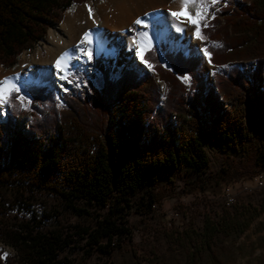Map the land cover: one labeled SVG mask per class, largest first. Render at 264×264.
Wrapping results in <instances>:
<instances>
[{
    "label": "trees",
    "instance_id": "16d2710c",
    "mask_svg": "<svg viewBox=\"0 0 264 264\" xmlns=\"http://www.w3.org/2000/svg\"><path fill=\"white\" fill-rule=\"evenodd\" d=\"M81 1L85 0H0V64H13L21 51L43 37L49 23L61 20L69 4ZM195 9L201 13L196 17L198 36L208 40V61H253L248 72L231 66L226 74L212 72L207 84L199 69L200 55L179 50L158 54L151 45L146 52L149 72L125 67L106 79L99 70L100 87L88 82L84 93L63 94L60 108L51 87L27 85V105L14 91L0 119V187L49 190L75 212L79 209L73 198L108 204V212L93 228L78 231L109 254L130 232L126 195L146 187L151 202H158L159 179L181 167L195 173L185 181L184 191L204 189L196 179L207 164L205 143L235 151L252 145L242 156L226 155L221 171L231 175L227 179L218 174L216 180L222 194L229 183L264 172V0H224L217 9L209 4ZM207 10H212L211 16ZM155 76L166 84L162 98ZM184 76L189 77L187 83ZM6 208L0 202V214ZM259 210L240 205L224 209L215 221L204 216L200 232L184 231L189 247H208L216 232H241ZM0 220V240L13 250L12 255L0 254V264L63 263L59 252L70 236L38 230L39 220Z\"/></svg>",
    "mask_w": 264,
    "mask_h": 264
},
{
    "label": "rangeland",
    "instance_id": "374dc122",
    "mask_svg": "<svg viewBox=\"0 0 264 264\" xmlns=\"http://www.w3.org/2000/svg\"><path fill=\"white\" fill-rule=\"evenodd\" d=\"M100 1L85 0L69 4L62 13L61 20L63 15L64 18L62 22L59 21L61 22L59 25H50L59 22L49 23L48 30L46 28L47 34L45 32L43 37L35 41L30 48L21 51L13 64L9 66L0 64V76L22 72L37 54L41 58L46 57L50 28L62 25L69 10L87 5L95 8ZM223 3L224 0H218L217 3L212 4L209 0L207 4L217 9ZM195 8L189 5L188 10L194 15ZM207 13L211 16L212 10H207ZM175 37L171 35V39L174 40ZM171 39L156 38L151 41V45L157 47L158 54L164 50H179L185 55H200L199 69L204 74L207 84L212 82V72L226 74L231 66H236L246 73L253 64V61H233L223 65L211 64L203 51L206 49L208 40L201 39L197 35V26L193 24L183 30L182 38L177 44L174 45ZM124 48L117 54L114 61L100 50H88V55L91 54L92 57L91 60L88 56L87 59L69 68L71 75L65 79L66 87L61 92L51 80L28 82L22 88L17 85L13 86L19 89L20 96L26 105L28 104V98L25 95L27 85L41 84L45 88L51 87L56 100L55 105L60 108L64 105L63 94L84 93L88 82L97 88L100 87L102 75L99 70L106 79L114 78L125 67H132L137 73L150 71L141 62L137 53L130 56L131 61H126ZM160 59L165 64L161 56ZM148 63L150 64L149 61ZM97 77H100V80ZM154 81L161 94L160 98H162L166 84L157 76L154 77ZM7 108V104L0 105V119L4 118ZM204 145L207 164L199 176L200 179H196L204 189L184 191L188 187L185 181L194 178L195 173L181 167L159 179L157 186L162 195L158 202H151L146 187H139L126 195L129 209L125 218L130 232L118 240V245L114 246L109 254L101 252L95 244L86 239L85 233L78 231L80 227L93 228L96 219L108 212V204L102 206L82 198H73L74 206L79 209L75 212L52 191L34 187L6 186L0 187V202L6 207L8 205V208L0 214V218L6 222L26 220L32 224L34 220H39L40 222L35 226L38 230L56 231L63 236H70L71 241L68 246L59 252V257L63 260L62 264H212V261L217 262L216 264H264V172L250 180H237L229 183L230 200H226L221 193L219 183L216 182L218 174L224 175L227 179L231 175V172L221 171V166L225 167L227 163L226 155L242 156L251 150L252 145L246 144L244 146L246 149L242 148L240 151L229 147L221 149L206 143ZM150 188L155 190L156 187ZM240 205L260 208L259 213L252 218L244 230L229 234L216 232L208 243V247L200 250L189 247L188 237L186 238L184 231L188 234L200 232L204 216H207L210 221H215L224 209L233 210ZM100 241L105 242L106 238L101 237ZM5 253L12 255L13 250L0 240V254Z\"/></svg>",
    "mask_w": 264,
    "mask_h": 264
},
{
    "label": "bare ground",
    "instance_id": "6f19581e",
    "mask_svg": "<svg viewBox=\"0 0 264 264\" xmlns=\"http://www.w3.org/2000/svg\"><path fill=\"white\" fill-rule=\"evenodd\" d=\"M180 10L179 0H101L95 8L87 5L71 9L62 25L50 28L46 57L41 58L37 54L25 70L0 76V80L11 77L10 85L20 88L28 82L51 80L61 92L66 87V80L60 77L65 73L58 71L56 60L62 54L66 55L60 67L67 64L71 68L88 58V50H100L114 61L125 46L124 56L126 61H131L130 56L136 53L133 40L135 38L139 44L145 39L144 33H148L151 41L176 36V39H171L175 45L181 40L183 30L191 24L185 16L177 18L170 15ZM138 18L142 24L135 23ZM86 32L90 33L88 38H84ZM97 78L100 80V77ZM230 197L228 195L226 200Z\"/></svg>",
    "mask_w": 264,
    "mask_h": 264
},
{
    "label": "snow or ice",
    "instance_id": "6c2138e0",
    "mask_svg": "<svg viewBox=\"0 0 264 264\" xmlns=\"http://www.w3.org/2000/svg\"><path fill=\"white\" fill-rule=\"evenodd\" d=\"M180 4H181V10L178 12H171L170 15L173 17H180V16H185L187 17V19L189 20V22L195 26H197V35H199V20L196 17H200L201 13L199 11H197L195 13V16L193 15L192 12H190L189 9V5H191L193 8H195L197 6V4H207L209 2V0H179ZM218 0H210V3L215 4L217 3ZM89 13L91 15V9H89ZM136 24H142V20L141 19H137L135 21ZM205 27H207V25H204ZM179 27V26H177ZM90 36V33L86 32L84 34V38H88ZM143 37L145 38L144 40L140 41L139 44H137L136 39L134 38L133 40V47L136 50L137 56L140 58L141 62L144 63L149 70H151L152 65L148 63V60L146 58V52L148 50H150V46H151V40L148 38V33H144ZM202 39V37H201ZM91 40L89 39V44H91ZM81 52H83V49H80ZM204 55L205 56H210V53L204 49ZM65 55L66 54H62L60 57L57 58L56 60V66L58 71H63L65 74L62 75L60 78L61 79H68V76L71 75L70 69L68 68L67 64H65V66L63 68H61V63L63 61H65ZM91 54H89V60H91ZM13 78L11 77H6L4 80H0V105H4L8 102V100L11 98V93L12 92H18L19 89L16 88L15 86H11L10 85V81ZM184 82H188L189 81V77L188 76H184L183 78ZM71 82V81H69ZM5 256L7 255L6 253L4 254Z\"/></svg>",
    "mask_w": 264,
    "mask_h": 264
},
{
    "label": "built area",
    "instance_id": "2783aa9c",
    "mask_svg": "<svg viewBox=\"0 0 264 264\" xmlns=\"http://www.w3.org/2000/svg\"><path fill=\"white\" fill-rule=\"evenodd\" d=\"M228 195H230L228 191H226V192L223 194V196H224L225 198H228Z\"/></svg>",
    "mask_w": 264,
    "mask_h": 264
}]
</instances>
